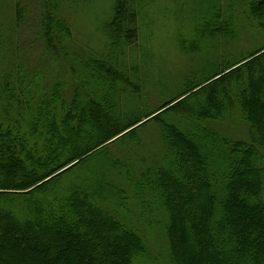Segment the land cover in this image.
Instances as JSON below:
<instances>
[{"label": "trees", "instance_id": "1", "mask_svg": "<svg viewBox=\"0 0 264 264\" xmlns=\"http://www.w3.org/2000/svg\"><path fill=\"white\" fill-rule=\"evenodd\" d=\"M123 22V17L113 19L115 37L124 31ZM58 27L69 38L68 28ZM48 30L51 54L59 41ZM263 56L245 65L247 80L238 69L233 85L225 77L206 85L214 75L184 92L192 106L185 99L167 109H178L194 124L216 123L236 101L245 115L248 141L218 145L201 125L184 133L162 121L167 110L150 119L162 125L167 156L144 181L170 216L173 264H264ZM86 70L91 81L75 84L69 99L63 80L31 96L36 84L42 85L39 79L34 86L20 80L19 95L2 97L0 264H133L140 252L138 236L105 207L119 208L111 204L124 195L106 182L118 164L102 148L128 129L105 114L113 111L103 90L113 84L114 71L100 59ZM92 81L101 100L95 92L91 100L89 94L83 97ZM76 161L70 171L56 175ZM80 165L85 176L71 175L59 184Z\"/></svg>", "mask_w": 264, "mask_h": 264}, {"label": "rangeland", "instance_id": "2", "mask_svg": "<svg viewBox=\"0 0 264 264\" xmlns=\"http://www.w3.org/2000/svg\"><path fill=\"white\" fill-rule=\"evenodd\" d=\"M123 1L121 8L120 0H0V99L19 95L20 80L34 86L38 79L42 85L38 82L31 96L63 80L69 99L75 84L82 87L81 81H91L93 75L86 70L91 63L104 61L115 74L110 76L113 84L103 90L109 92L113 109L105 114L128 126L102 146L107 158L118 164L106 182L124 193L111 204L119 208L105 207L138 236L141 249L133 264H173L170 216L144 181L165 164L167 156L162 125L150 119L190 96H183L187 88L214 75L206 85L224 77L233 85L237 74L248 79L245 65L264 53L256 55L264 48V0ZM115 16L124 20L119 38L111 29ZM60 23L68 28L69 38L59 29ZM48 29L61 45L57 43L51 54ZM91 83L83 97L89 94L90 99L95 92L101 100L102 93ZM187 99L185 105L192 106ZM235 102L220 122L194 124L178 109L167 110L162 121L184 133L201 125L218 145L248 141L245 115ZM0 103L6 101L2 98ZM78 161L56 175L70 171ZM81 165L59 184L71 175L85 176Z\"/></svg>", "mask_w": 264, "mask_h": 264}]
</instances>
